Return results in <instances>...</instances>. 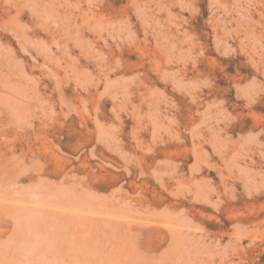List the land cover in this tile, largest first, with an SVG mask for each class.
I'll return each mask as SVG.
<instances>
[{
    "label": "rangeland",
    "instance_id": "1",
    "mask_svg": "<svg viewBox=\"0 0 264 264\" xmlns=\"http://www.w3.org/2000/svg\"><path fill=\"white\" fill-rule=\"evenodd\" d=\"M0 264H264V0H0Z\"/></svg>",
    "mask_w": 264,
    "mask_h": 264
}]
</instances>
